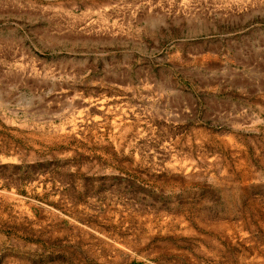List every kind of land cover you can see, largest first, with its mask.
Listing matches in <instances>:
<instances>
[{
    "label": "rangeland",
    "instance_id": "374dc122",
    "mask_svg": "<svg viewBox=\"0 0 264 264\" xmlns=\"http://www.w3.org/2000/svg\"><path fill=\"white\" fill-rule=\"evenodd\" d=\"M194 39L264 56V0H0V264H264L263 80Z\"/></svg>",
    "mask_w": 264,
    "mask_h": 264
},
{
    "label": "crops",
    "instance_id": "0c3cea01",
    "mask_svg": "<svg viewBox=\"0 0 264 264\" xmlns=\"http://www.w3.org/2000/svg\"><path fill=\"white\" fill-rule=\"evenodd\" d=\"M197 28L199 27L197 25H194L193 37H195L196 34H198ZM78 31L79 33H77L76 35H73V33L71 34V36L69 35V40L73 41V43L78 41L80 42L87 41V36L83 35L85 34L84 28H81ZM70 32H73V30H71ZM188 34H189L188 36L191 35V30H189ZM197 42L198 41L194 39L192 45L194 51L196 46L199 48L198 57L197 55L196 58L194 57L195 64L199 65V69L204 70L205 72H208L212 75L213 73L217 72L216 69H218L219 67V69H221L226 75V80L230 81L228 85L232 86L234 91H236L237 89H244L247 86V84H245V80L248 79L249 80L261 79L263 80V82L260 83V86L264 87V56L263 55L257 52L255 53L252 52V54H249L248 59H246L240 56L239 55L240 53L236 52L232 57L233 59L230 60L229 58H226L227 63L221 65L220 60L216 58L215 55L212 54L213 51L211 50V45H209L208 50L205 49L204 51H202L201 43L199 42L197 44ZM249 83H250L249 86L251 87L258 86V83L255 81L254 82L250 81ZM250 93L264 99V95L261 92L259 94L257 93V91H253ZM244 95L243 92L241 91L240 95H234L227 98V102L235 112L243 113L250 109V106H247L246 103L238 97ZM256 104L257 102L255 101L253 103V107H256L257 106Z\"/></svg>",
    "mask_w": 264,
    "mask_h": 264
}]
</instances>
